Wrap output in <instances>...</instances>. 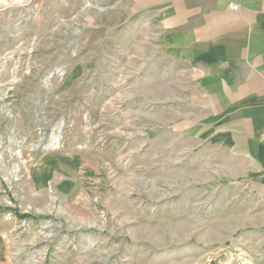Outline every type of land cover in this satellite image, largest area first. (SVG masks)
<instances>
[{"label": "rangeland", "instance_id": "374dc122", "mask_svg": "<svg viewBox=\"0 0 264 264\" xmlns=\"http://www.w3.org/2000/svg\"><path fill=\"white\" fill-rule=\"evenodd\" d=\"M132 3L0 0L12 264H264V170L194 132Z\"/></svg>", "mask_w": 264, "mask_h": 264}, {"label": "crops", "instance_id": "0c3cea01", "mask_svg": "<svg viewBox=\"0 0 264 264\" xmlns=\"http://www.w3.org/2000/svg\"><path fill=\"white\" fill-rule=\"evenodd\" d=\"M135 14L170 71L166 85L187 90L194 132L212 127L228 153L264 170V0H133ZM11 231L0 224V264H12Z\"/></svg>", "mask_w": 264, "mask_h": 264}, {"label": "built area", "instance_id": "2783aa9c", "mask_svg": "<svg viewBox=\"0 0 264 264\" xmlns=\"http://www.w3.org/2000/svg\"><path fill=\"white\" fill-rule=\"evenodd\" d=\"M235 8V6H233ZM11 213H7V216L10 217Z\"/></svg>", "mask_w": 264, "mask_h": 264}]
</instances>
